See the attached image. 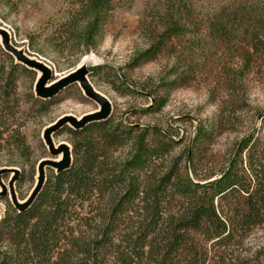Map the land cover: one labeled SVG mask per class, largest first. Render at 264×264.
Segmentation results:
<instances>
[{"label": "trees", "instance_id": "1", "mask_svg": "<svg viewBox=\"0 0 264 264\" xmlns=\"http://www.w3.org/2000/svg\"><path fill=\"white\" fill-rule=\"evenodd\" d=\"M21 1L0 0V7ZM116 2L71 0L44 42L82 57L98 46ZM147 20L145 46L128 65L155 60L190 33L201 48L204 36L231 59L219 82L229 115L219 111L197 125L191 145L176 154L179 141L156 126L113 116L63 125L55 133L67 136L70 165L47 168L23 209L0 191V264H237L246 238L264 226V137L256 128L236 141L223 166L203 177L190 174L205 145L231 129V116L246 103L244 79L254 69L264 73V0H164ZM15 67L0 70V167L19 169L18 187L33 179L37 161L22 130ZM182 83L175 76L159 82L166 90ZM164 101L153 96L146 111H159Z\"/></svg>", "mask_w": 264, "mask_h": 264}, {"label": "rangeland", "instance_id": "2", "mask_svg": "<svg viewBox=\"0 0 264 264\" xmlns=\"http://www.w3.org/2000/svg\"><path fill=\"white\" fill-rule=\"evenodd\" d=\"M159 1L164 0H117L98 46L77 59L69 52L54 51L43 40L65 16L71 0H22L15 8L1 6L0 28L7 32L11 45L51 69L52 81L46 86L85 66L87 80L109 102L108 116L132 124L156 126L171 134L179 141L172 151L176 154L191 145L197 125H208L219 111L227 114L229 95L219 82L224 77L223 66H228L231 59L221 56L201 31V37L205 39L201 48H196L195 36L190 33L155 60L131 68L128 64L132 57L145 46L151 7ZM178 56L176 75H171V66ZM13 63H16L22 130L38 162L43 157H51L42 138L46 127L62 116L81 119L98 112L100 107L84 95L78 82L69 83L47 97L36 95L35 84L40 73L34 69H31L32 73L23 72V65L4 49L0 37V70L11 69ZM174 76L177 82L183 83L167 90L159 84L161 78L166 81ZM242 89L246 103L231 116V129L217 133L205 145L202 160L194 162L190 168L191 175L203 177L223 166L236 141L252 128L264 137V118H259L264 113V73L254 69L244 79ZM153 96L164 97V104L159 111H146ZM55 132L52 134L55 145L64 142L70 147L67 136ZM13 176L14 171L10 170L0 180L8 188V181ZM36 176L35 167L33 179L26 177L18 187L14 182L20 201L32 191ZM2 209L0 202V214ZM237 264H264V226L256 228L246 238L238 252Z\"/></svg>", "mask_w": 264, "mask_h": 264}, {"label": "water", "instance_id": "3", "mask_svg": "<svg viewBox=\"0 0 264 264\" xmlns=\"http://www.w3.org/2000/svg\"><path fill=\"white\" fill-rule=\"evenodd\" d=\"M0 37L4 49L12 56H14V58L19 63L25 65L30 69H34L40 73V76L35 84L36 95L41 97H47L52 95L59 88L69 83L78 82V85L82 89L84 95L94 100L100 107V110L98 112L94 114L85 115L81 119H76L75 117L70 115L62 116L44 129L42 138L51 157H43L37 162L36 183L30 194L24 200L20 201L17 198L14 188V182L18 175L19 169L16 167L0 168V174L8 172L10 170L14 171V176L11 177V179L8 181V188L3 185L0 180L1 193H7L12 204L18 209H23L32 202V200L42 187V184L45 180L46 168H52L55 171H58L60 169L67 168L71 163V148L64 142L55 145L52 139V134L63 125H69L73 128H79L89 121L104 119L108 116L110 112V106L106 98L102 96L99 92H97L87 80V68L85 66L77 68L73 72L61 78L59 81L51 84L50 86H46L48 82L52 81L51 69L46 66L42 61L26 56L21 50L11 45L8 40L7 32L2 28H0ZM59 156H61V158L56 159Z\"/></svg>", "mask_w": 264, "mask_h": 264}]
</instances>
